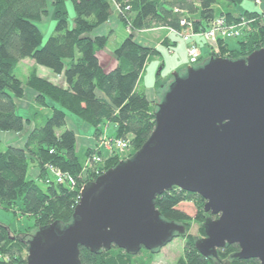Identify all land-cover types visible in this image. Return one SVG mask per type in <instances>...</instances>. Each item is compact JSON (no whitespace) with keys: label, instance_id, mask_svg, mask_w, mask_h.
<instances>
[{"label":"trees","instance_id":"trees-1","mask_svg":"<svg viewBox=\"0 0 264 264\" xmlns=\"http://www.w3.org/2000/svg\"><path fill=\"white\" fill-rule=\"evenodd\" d=\"M67 1L52 0L51 20L56 28L44 42L36 23L46 14L49 0H0V130L19 133L33 121L17 112L16 101L25 96L24 83L15 73L21 61L30 58L55 74L64 75L67 85L61 87L32 72L26 85L37 93L36 103L50 109L51 114L41 120L39 114L34 115L40 122L34 119V130L23 148L11 146L0 151V207L33 218L35 232L55 223L61 227L71 224L82 189L121 162L118 155L104 158L100 150H95L107 126L114 127L115 139L129 141V135L134 137L129 141L134 149L131 158L154 131L157 109L142 83L147 66L161 53L138 45L136 33L160 28L183 31L181 21L185 19L195 33L201 34L219 17L229 23L245 18L251 21L249 31L237 40L236 48L229 47L230 40H221V53L213 56L237 60L264 47V12H234L236 6L247 0H71L75 14L72 28ZM115 4L121 10L117 11L119 19L131 32L114 50L116 67L105 72L98 52L107 47L108 38L92 34L109 22L115 14ZM217 6L221 11H217ZM68 114L95 130L97 144L86 152L87 159L95 153L103 157V163H93L86 176L85 166L76 153V134L67 128ZM30 164L40 173L37 180L28 178ZM49 167L72 176L76 181L74 188L58 184ZM193 199L201 201L195 219L179 208ZM205 203L199 195L178 188L165 192L155 202L167 221L184 226L192 221L202 224L204 237V223L208 219L203 210ZM27 236L13 234L0 223V264L27 263V258L23 259V250L28 253ZM192 240L176 264H216V260L227 259L230 264H260L256 259H234L240 251L237 245L219 250L217 259L205 258ZM138 255L117 247L99 253L80 250L82 264H136Z\"/></svg>","mask_w":264,"mask_h":264},{"label":"water","instance_id":"water-1","mask_svg":"<svg viewBox=\"0 0 264 264\" xmlns=\"http://www.w3.org/2000/svg\"><path fill=\"white\" fill-rule=\"evenodd\" d=\"M156 107L143 147L82 189L71 224L35 232L26 264H82V248L160 251L186 234L156 208L173 188L206 201L203 257L237 245L234 259L264 264V47L174 74Z\"/></svg>","mask_w":264,"mask_h":264},{"label":"rangeland","instance_id":"rangeland-1","mask_svg":"<svg viewBox=\"0 0 264 264\" xmlns=\"http://www.w3.org/2000/svg\"><path fill=\"white\" fill-rule=\"evenodd\" d=\"M249 0L245 1L248 2ZM244 2V3H245ZM250 4L254 6V8H260L259 5L255 3V1L250 0ZM247 4V3H246ZM68 9H69V26L70 28L74 25V10L72 6L71 0L67 1ZM51 12H52V0H49V7L46 12L42 16V18L36 23L39 29L41 30V33L43 35L44 42L48 40V38L52 35L56 28V23L51 20ZM119 12V11H118ZM115 15L118 16L117 9H115ZM119 18V17H118ZM131 20V18H129ZM121 21V20H120ZM108 31V30H107ZM115 33L112 34V37L109 39V34L105 37L108 38V44L107 47L100 52L101 59L104 62V55H111L108 51H114L116 46H119L130 34L127 28H125L123 25L120 26L119 30H114ZM95 33V32H94ZM92 34L93 36L95 34ZM159 33V32H154ZM154 33H152L154 35ZM150 33L144 34L145 36H148ZM168 35H174L169 31ZM141 37L140 33H136L135 35V41L138 45L142 46L144 45V42L142 39H139ZM173 39L176 40V42H173L172 39L166 38V36H159L158 39H153L154 45L153 47H146L149 49H158V51L161 53L160 56L155 57V59L147 66L145 74L143 76V86L145 88V91L148 92L149 96H152L153 92L156 90L158 94H156L154 103V109H157L156 104L160 102L161 97L164 95V93L168 90L170 84L174 80V74H184L187 70V67L189 66L188 61V54H187V43L180 37V36H173ZM203 41L200 47V51L202 52L201 55L203 56L200 65L207 62L213 54H220L221 53V47H219L216 50H211V47H209L208 43L204 39H200ZM242 40V38H241ZM234 43H237V40H230ZM117 44V45H116ZM177 47L173 49L174 47ZM169 48H172V50H169ZM209 50V51H208ZM99 55V56H100ZM111 57V56H109ZM36 72L38 76L53 82L56 85L61 86L60 84L63 83L65 80L64 75H57L52 70L37 65L32 59L26 58L23 61L20 62L18 68L16 69V76L23 81L24 88L27 90L26 99L24 101H27L29 99V93L28 91L32 90L26 85V82L28 80L29 75L32 72ZM59 76H62V80H59ZM53 78L54 81H52ZM30 89V90H28ZM155 89V90H154ZM52 103V102H51ZM17 108L18 114L27 117V116H33L34 112H36L37 105H34L29 111L28 107H22L21 104H19ZM41 108V107H39ZM50 112L48 111L47 114ZM33 116L31 118L33 121L28 123L25 127V129L22 132L15 133V132H4L0 130V151L4 152L8 146H17L23 148L25 146L26 140L28 139L29 135L34 130V119L38 121V119ZM39 118V117H38ZM28 119V118H26ZM40 122V120H39ZM114 127L113 126H107L104 129V133L102 134V137H112L114 138ZM134 137L132 135H129V141H133ZM18 142V143H16ZM13 144V145H12ZM133 146H129V149L124 153H109L105 149H101V154L104 158H110L112 156L118 155L121 159V161H126L130 159L131 153L133 152ZM77 157L79 158L80 162L85 166L87 163V155H86V149H83L82 151H78L76 149ZM136 153H134L135 155ZM132 155V156H134ZM87 168L83 170L84 176L88 175ZM39 171L37 170L36 166L34 164L29 165V171H28V178L37 180L39 177ZM40 182V181H38ZM198 199L193 200H187L183 202L180 205V209L186 212L188 215H190L192 218L195 219L196 215L200 213L201 203H199ZM206 202V201H205ZM206 204V203H205ZM20 206V203H18V207ZM203 207V205H202ZM204 208V207H203ZM204 210V209H203ZM205 212V211H204ZM207 218H209L211 215L206 214ZM0 223L7 226L13 234L20 235V237H25V239H31V237L35 234L36 228H33L35 225V221L33 218L22 216L20 213L13 211H6L3 208L0 207ZM200 238H204L202 233V224L192 221L189 226H186V234L183 236H177L172 242H170L167 246H165L163 249L157 252H153V254H148L145 250L142 251L137 257L139 260L136 262V264L142 263H150V264H176V262L184 256V251L186 248V245L189 241H197ZM28 256V253L26 250H23V259H26ZM216 264H230V260H224L223 262H220L218 260L215 261Z\"/></svg>","mask_w":264,"mask_h":264},{"label":"built area","instance_id":"built-area-1","mask_svg":"<svg viewBox=\"0 0 264 264\" xmlns=\"http://www.w3.org/2000/svg\"><path fill=\"white\" fill-rule=\"evenodd\" d=\"M254 1L257 5L262 7L261 12H264V0ZM115 6V9H117V11H121L117 4H115ZM250 24L251 21H247L245 18H241V20L236 23H229L224 17H219L211 23L210 27L204 33L197 34L194 32L191 25H189L188 22L183 19L181 21V26L184 28L183 31H176L173 29H169V31L176 36H180L187 43L189 66L195 67L200 64V61L202 59L200 47L195 41V38L197 36H202L203 39L207 41L209 47L216 50L218 47V43L221 40L229 41L239 40L243 38L248 33ZM128 31L131 32L130 29H128ZM101 149H105L109 153H124L129 149V141L107 137L106 135L101 138V141L95 150L101 151ZM93 163H103V157L95 153L92 159H87L84 170L86 168L87 170L93 169ZM49 170L54 177V180H56L58 184H66L70 188H74L76 181L72 176L63 173L54 167H49Z\"/></svg>","mask_w":264,"mask_h":264},{"label":"crops","instance_id":"crops-1","mask_svg":"<svg viewBox=\"0 0 264 264\" xmlns=\"http://www.w3.org/2000/svg\"><path fill=\"white\" fill-rule=\"evenodd\" d=\"M250 3L251 2L249 0L248 2H245V3H243V4L239 5V6H236L235 9H234L235 14H243L244 12H247V11H250V12H261L262 7L257 9V8H254V6L252 4H250ZM216 9H217V11H221L220 6H217ZM121 25H123V23L120 21L118 16H116L114 14L110 18V20H109V22L107 24H105L104 26H102L101 28H99L98 30L95 31V33H94L95 35L94 36L95 37L96 36H106V34L107 35L109 34L110 35L109 39H110L112 37V34L115 33L114 30H119ZM154 32H159V33H154ZM147 33H150V34L148 36H145L144 34H147ZM152 33H154V35ZM168 34H169V29L160 28V29H155V30L141 32L140 33L141 37H139V39H142V41L144 42V45H142V46H146V47H153L154 45H156L154 43L153 39H158L159 36L160 37L161 36H166V38L172 39L173 42H176V40L172 38L175 35H168ZM200 39H203V37L202 36H197L195 38V41L201 47V44L203 43V41L200 40ZM228 44H229L230 48H232V49L236 48V43H234L233 41H229ZM177 46H178V43H177ZM117 47L118 46H116V48ZM175 48H177V47L175 46L173 49H175ZM102 50H104V49H102ZM102 50H100L98 52V57H99L101 66L103 67L105 72H110L117 65V61H116V58L114 56V51H108L109 53H111V55H109L111 57H109L108 55L106 57V54H105L104 55L105 59H104V62H103V60L101 59V55H100V52ZM169 50H172V48H169ZM53 78L54 77H52L50 79H52V81H54ZM58 78H59V80H62V76H59ZM60 85H61V87L65 88L67 86L66 85V81L64 80L63 83L60 84ZM142 85H143V83H142ZM28 90H30V89H28ZM28 93H29V99L27 101H24V99H26V94H27V90L25 89L24 98L23 99H19V100L16 101L17 108H18V106H20L19 104H21L22 107L26 106V107L29 108V111H31V109H32V107L34 105H37V107L39 106L36 103V101H35L36 97H37V93L35 91H33V90L28 91ZM156 94H158L156 92V90L153 92L152 96H149L148 92H146V95H147L148 99L151 102L155 101ZM39 107L37 108L36 112H34L33 116L35 114H39L40 115V120H41L42 118L48 117L51 114V110L50 109H48L46 107H41V108H39ZM48 111L50 112L49 114H47ZM33 116H27L26 118L31 119V118H33ZM67 128L72 130V131H74L75 134H76V137H77L76 149H78V151H82L83 149H86V152H87L89 149H93L96 146L97 141L95 139V130L87 122H85L82 119L77 118V117H75L73 115L68 114ZM16 143H18V142H16ZM9 147H11V146H8L7 149ZM13 147H17V146L13 145Z\"/></svg>","mask_w":264,"mask_h":264}]
</instances>
